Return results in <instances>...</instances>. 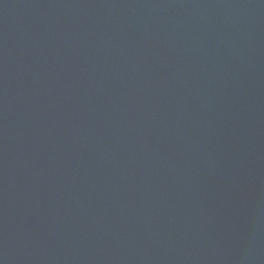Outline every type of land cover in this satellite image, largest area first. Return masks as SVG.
I'll use <instances>...</instances> for the list:
<instances>
[{
  "label": "water",
  "instance_id": "water-1",
  "mask_svg": "<svg viewBox=\"0 0 264 264\" xmlns=\"http://www.w3.org/2000/svg\"><path fill=\"white\" fill-rule=\"evenodd\" d=\"M0 264H264V0H0Z\"/></svg>",
  "mask_w": 264,
  "mask_h": 264
}]
</instances>
